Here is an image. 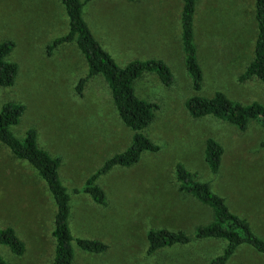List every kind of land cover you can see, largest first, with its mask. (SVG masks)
<instances>
[{
    "label": "rangeland",
    "instance_id": "374dc122",
    "mask_svg": "<svg viewBox=\"0 0 264 264\" xmlns=\"http://www.w3.org/2000/svg\"><path fill=\"white\" fill-rule=\"evenodd\" d=\"M181 0H88L83 16L96 39L115 62L159 58L173 81L163 85L153 73L133 81L136 96L156 105L143 133L158 150L142 152L128 167H113L96 183L106 204L93 202L80 190L85 178L128 144L131 131L122 124L109 89L99 75L87 79L78 95L74 86L86 74V64L74 43L47 51L66 32L67 17L59 0H0V41L14 46L7 60L17 64L14 83L0 86V106L24 105L12 131L21 137L34 128L38 145L60 158L59 176L69 196V229L74 237L98 239L102 253L74 247L73 264H205L219 253V239L195 240L146 253L149 228L193 229L210 220V210L179 192L174 165L187 170L225 199L231 211L244 217L264 239V131L250 120L243 130L207 115L191 117L184 100L221 91L241 103L264 105V85L241 73L252 57L256 25L253 0H195L194 40L202 70L199 89L191 86L180 47ZM223 147L218 172L203 161L205 138ZM55 206L44 182L26 162L0 143V228L11 226L23 241L21 255L0 245L9 264H49ZM226 264H264V256L240 245Z\"/></svg>",
    "mask_w": 264,
    "mask_h": 264
},
{
    "label": "trees",
    "instance_id": "16d2710c",
    "mask_svg": "<svg viewBox=\"0 0 264 264\" xmlns=\"http://www.w3.org/2000/svg\"><path fill=\"white\" fill-rule=\"evenodd\" d=\"M67 17L66 32L55 37L47 45V51L63 43H74L86 64V74L74 86L80 95L88 78L99 75L105 81L117 116L131 131L129 144L120 152L108 157L100 167L87 176L80 188L90 199L100 205L106 204L103 189L96 183L97 178L113 167H128L135 164L142 152H155L158 146L150 140L143 130L154 118L156 105L136 96L133 81L142 73H153L165 86L173 81L169 67L159 58L132 59L123 66L118 65L112 56L96 39L83 16V6L88 0H59ZM134 1V0H125ZM195 0H181L179 11V32L182 61L191 86L197 90L202 83V70L198 62L197 47L194 40L193 18ZM253 13L256 33L252 57L241 73L242 79L255 78L264 85V0H253ZM14 43L10 39L0 41V86H11L16 78L17 64L7 60ZM187 113L193 118L207 115L227 121L243 130L247 123L255 119L264 131V105L258 101L241 103L229 98L221 91L211 96L191 95L184 100ZM24 105L6 101L0 106V143L14 158L30 165L49 192L55 211L51 236L53 252L49 264H73L74 247L90 252L102 253L107 245L98 239L74 237L69 229L70 205L67 189L62 183L58 168L60 158L52 156L37 143L36 130L27 128L21 137L12 131L19 122ZM264 147V137L260 141ZM203 161L208 171L215 175L221 164L222 145L214 138L207 137L203 142ZM173 177L177 190L193 197L210 210V220L196 226L191 234L182 230L149 228L145 232L146 253L150 254L162 247L185 245L195 240L219 239L224 245L207 260L205 264H226L240 245H246L264 256V239L251 228L246 218L230 210L225 199L214 192L208 181L198 179L185 166L177 162ZM0 245L8 248L14 255H21L25 246L11 226L0 228ZM0 264H9L0 254Z\"/></svg>",
    "mask_w": 264,
    "mask_h": 264
}]
</instances>
